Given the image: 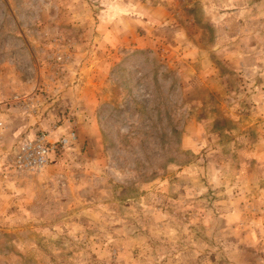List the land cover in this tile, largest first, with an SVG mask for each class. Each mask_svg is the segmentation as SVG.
Returning a JSON list of instances; mask_svg holds the SVG:
<instances>
[{
    "label": "rangeland",
    "instance_id": "374dc122",
    "mask_svg": "<svg viewBox=\"0 0 264 264\" xmlns=\"http://www.w3.org/2000/svg\"><path fill=\"white\" fill-rule=\"evenodd\" d=\"M0 110V264H264V0H0Z\"/></svg>",
    "mask_w": 264,
    "mask_h": 264
},
{
    "label": "built area",
    "instance_id": "2783aa9c",
    "mask_svg": "<svg viewBox=\"0 0 264 264\" xmlns=\"http://www.w3.org/2000/svg\"><path fill=\"white\" fill-rule=\"evenodd\" d=\"M38 102L33 96L20 94L7 101L10 107L22 108L30 113L37 112ZM5 129V119L0 110V139ZM51 136L52 133L41 130L33 137L21 138L12 151L11 165L20 172L41 170L51 163L57 150L68 148L77 140V132L73 128L57 140H52Z\"/></svg>",
    "mask_w": 264,
    "mask_h": 264
},
{
    "label": "crops",
    "instance_id": "0c3cea01",
    "mask_svg": "<svg viewBox=\"0 0 264 264\" xmlns=\"http://www.w3.org/2000/svg\"><path fill=\"white\" fill-rule=\"evenodd\" d=\"M9 116H11V128L9 127L10 129L8 130L7 135L10 132L12 140L14 138L15 142L24 137L35 136L37 134L35 131H38L42 127L40 124H35L36 121L38 124V119L36 117L33 118L31 116H23L15 112L11 113V115L9 114Z\"/></svg>",
    "mask_w": 264,
    "mask_h": 264
}]
</instances>
